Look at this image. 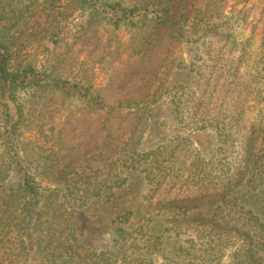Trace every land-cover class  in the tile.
Listing matches in <instances>:
<instances>
[{"label":"trees","instance_id":"obj_1","mask_svg":"<svg viewBox=\"0 0 264 264\" xmlns=\"http://www.w3.org/2000/svg\"><path fill=\"white\" fill-rule=\"evenodd\" d=\"M77 1L92 20L102 17L133 33L132 51L119 67L117 90L124 96L68 86L30 66L11 68L10 45L0 39V264H76V258L79 264H132L129 225L142 224L146 215L128 198L137 190L139 197L142 187L152 197L164 194L158 205L168 209L177 236L196 232L219 243L209 247L210 256L219 249V261L236 245L231 264H264V112L253 122L245 117L247 93L257 91L252 86L259 80L241 72L231 35L228 50L220 53L217 78L215 66L207 79L203 66H186L176 53L181 43L218 35L214 20L224 0ZM13 27L0 31L8 36ZM51 89L78 98L92 111L88 143L76 146L73 134L59 132L48 159L24 160L20 131L28 114L38 115L29 108ZM164 99L180 129L193 112L201 118L197 129L216 131L218 162L211 158L203 164L205 156L196 149L189 164L176 160L179 147L192 145L183 136L141 149L144 134L161 124ZM45 180L49 187L42 188ZM211 198L216 200L208 213L204 206ZM199 199L203 202L196 204ZM97 235L107 237L105 243L91 244ZM188 241L192 246L195 238ZM131 245L139 249L134 241Z\"/></svg>","mask_w":264,"mask_h":264},{"label":"rangeland","instance_id":"obj_2","mask_svg":"<svg viewBox=\"0 0 264 264\" xmlns=\"http://www.w3.org/2000/svg\"><path fill=\"white\" fill-rule=\"evenodd\" d=\"M125 2L129 4L133 0ZM219 11L221 16L214 20L218 34L214 39L209 38V34L199 42L181 43L176 53L184 59L186 66L192 62L196 66H203L202 72L207 79L215 66L214 76L217 78L220 53L228 50L226 40L231 35L230 40L237 45L234 50L235 59L240 58L238 63L241 72L259 80L258 86H252L257 91L247 93L249 100L245 105V117L253 122L264 112V0H224ZM7 25L15 27L8 30V36H4L2 31ZM0 29V39H6L10 45L11 68L30 66L38 73L50 75L68 86L82 85L91 88L95 93L105 95L108 92V96L117 98L124 96V93L117 90V84L120 63L125 62L132 51L133 33L129 27L115 29L102 17L92 20L88 10L82 9L77 0H0ZM7 37H10L9 41ZM249 90L251 92V89L247 92ZM31 110H37L38 115L35 119L27 115L28 119H25L19 137L21 153L24 154L21 157L24 160L48 159L47 153L56 146L59 132L73 134L77 138L76 146L83 147L88 143L93 113L78 98L58 96L57 91L51 89L42 94L41 103L29 108L28 113ZM158 112L161 124L144 134L142 150L155 148L167 138L183 136L190 138V146L193 147H179L175 153L178 156L176 160L189 164L194 160L191 157L192 153H196L194 149L205 156L201 158L203 164L211 163V158L217 162L221 159L218 135L212 129H197L201 128L196 124L201 119L199 115L190 112L192 117L183 125L185 128L180 129L172 121L166 99ZM79 118L85 120L82 127H79ZM133 118L127 116V121ZM3 152L0 151L1 154ZM76 152L74 157H79L78 150ZM184 156L185 159H182ZM41 184L42 188L49 187L46 180ZM140 187L141 184L137 189ZM137 192L138 190L134 195ZM147 194V188L142 187L139 197L132 195L128 198V202L134 204L137 212L142 211L146 215V219L141 220L142 224L129 225L133 233L127 250L132 264H171L165 259L178 264L232 263L236 245L227 249L220 261L219 249L210 256L209 247L219 248V243L210 244L206 239L196 236V232L177 236L171 228L169 215L165 213L168 209L158 205L164 194L158 192L154 197L152 192ZM215 200L216 198H211L203 205L206 212L213 210ZM202 202L199 199L195 203ZM200 211L195 209L193 212L197 214ZM196 214L194 215L197 219ZM102 236L92 237L90 243H105L107 237ZM190 238H195L192 246L188 241ZM132 241L138 244L137 251H134L136 246L131 245ZM179 244L186 245L189 249L180 253L176 250ZM158 247L163 248L161 253L155 251ZM75 262L79 264L78 258Z\"/></svg>","mask_w":264,"mask_h":264}]
</instances>
